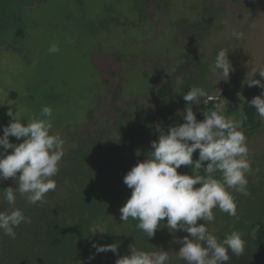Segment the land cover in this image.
Returning a JSON list of instances; mask_svg holds the SVG:
<instances>
[{"label":"rangeland","instance_id":"obj_1","mask_svg":"<svg viewBox=\"0 0 264 264\" xmlns=\"http://www.w3.org/2000/svg\"><path fill=\"white\" fill-rule=\"evenodd\" d=\"M125 1L127 3V0ZM126 3L123 0H113V3L107 0L5 1V8L0 7V135L3 134V127L10 121L7 115L9 108L16 111L22 123L26 124L27 118L37 115L42 105L49 104L53 108L52 121H57L54 127L59 126L58 130H62L63 138L67 141L71 133L90 132L94 123L104 131L98 132L96 136L106 137L110 135V130L103 127L106 120L116 121L125 117L134 119L139 117V111L140 117L143 116L139 106L144 103L142 96L145 94L147 108L150 107L151 115L154 113L153 124L164 130L161 120L155 113L152 95L151 99L148 96L153 94L161 83L172 79L174 76L172 72L176 73L180 64L183 63V68L186 67V59L181 61L175 58L177 57L175 51H179L183 44L186 45L203 27L201 35L207 39L221 27L243 32H252L255 27H264L263 20L259 18L260 14L254 11L255 6H250V0H148L147 5H138L134 9L131 4ZM172 8L176 13L184 14L178 20H174V23L166 16L168 13H174L170 11ZM125 9L127 13H124ZM131 9L133 10L130 11ZM187 13L189 15H186ZM131 15L133 18H130ZM190 17L195 24L188 21ZM249 19L253 23V28L246 24ZM140 21L147 22L150 27L143 30ZM169 28L173 30L170 36ZM259 32L261 33L252 35L247 42L245 39L229 37L219 50L235 52L239 46L252 54L263 52L264 31ZM136 33L142 37L141 46L135 45L137 40H134V44L130 43L129 38H137L130 34ZM247 35L245 37H248ZM181 39L184 42H181ZM161 40L164 41L160 42ZM52 43L58 45V53H49L48 49ZM123 43L126 44L125 47H122ZM169 46L170 49L173 48L170 52ZM217 53L213 47L206 48L201 53L195 50L200 63L192 64L191 70L198 71L203 63H208L209 69L204 73L203 82L194 87L207 90L208 85H213L208 96L213 98L220 96L219 101L225 106L224 115L236 119L237 114L227 113L228 102L234 107L241 108L239 101L246 97H243L234 85L228 83L230 86H226L223 77L211 72ZM255 59L258 65L259 62H264V53L255 55L254 61ZM194 60L195 55L192 54L188 61ZM244 63L241 57L237 58L236 66L242 67V71ZM243 75L246 77L245 72ZM174 82L177 84L183 81L176 79ZM187 90L184 88L183 93ZM257 92L259 95L261 89ZM201 101L206 104L205 98H201ZM177 104L181 111L176 112L181 114L186 104L183 101ZM200 108L201 104L193 105L196 114ZM124 112H128V115ZM159 134L157 130V137ZM244 134L247 137L253 171L247 177L250 195L245 197L235 193V199L239 197V201L236 202L237 213L242 219L247 216L249 221H262L264 124L253 132ZM9 139L13 143H20L23 140L21 138L18 141L14 137ZM112 147L114 148L112 152L107 154L115 153L116 148L122 153L123 146L119 149L117 142H114ZM107 150L111 151L109 147ZM8 151L10 153L12 150ZM98 156L100 155H96L97 158ZM197 158L198 152H194L193 159ZM183 168L191 170L188 166ZM216 176L219 178L220 174L216 173ZM252 185L256 186L255 189H252ZM15 186L12 178L0 182V188ZM64 192L58 188L53 199L62 197ZM2 199L0 196V201ZM246 200L249 202L244 204ZM17 201H23L27 206L20 209L27 211L31 208L19 193ZM4 205L7 204L0 203V211L8 210V206L3 207ZM17 205L18 203L14 207ZM217 211L214 209V214ZM214 222L209 226L214 233L223 229L230 230L223 222ZM199 223L203 221H198ZM249 236L254 238L253 229ZM174 237L175 235L171 241L165 242L161 249L170 252V264H180L175 254L180 245L173 242Z\"/></svg>","mask_w":264,"mask_h":264},{"label":"clouds","instance_id":"obj_2","mask_svg":"<svg viewBox=\"0 0 264 264\" xmlns=\"http://www.w3.org/2000/svg\"><path fill=\"white\" fill-rule=\"evenodd\" d=\"M231 36L245 39V33L233 30ZM50 54L59 52L56 43L48 49ZM234 67L228 51H218L211 72L229 78ZM258 73L261 79H254ZM248 87H259L261 92L253 97L249 106L264 121V67L253 69L246 82ZM213 101L212 107L203 111V120H198L193 105ZM186 102L181 113L183 123L169 126L167 131L158 128L159 137L151 142L146 158L134 165L123 177V183L131 189V195L120 207V219L127 223L129 218L137 220V228L144 238H153L158 228H167L169 233L183 231L188 235L175 238L180 245L176 259L185 264H227L231 256L244 255L247 241L238 230L226 233L222 238L214 234L210 225L215 221L214 209L239 219L237 203L233 193L249 196L248 176L252 174L247 137L243 124L247 114L240 113L235 119L224 115L223 102L208 96L200 87H191L183 94ZM9 123L0 135V182L12 178L15 187L0 188L2 201L7 211H0V232L16 238L14 229L22 223H31L19 209L14 207L17 193L29 204L46 203V194L55 191L53 179L68 150V142L53 132V108L41 106L37 115L22 123L17 112L9 108ZM10 137L21 140L10 142ZM9 149L12 151L9 153ZM198 151V158L193 153ZM206 162V163H205ZM181 166L191 168L192 174L178 173ZM216 173L220 176L217 178ZM198 186V187H194ZM166 218V222H165ZM198 221H203L199 223ZM163 224V227L161 225ZM89 233H105L98 224L88 229ZM95 254L111 251L118 255L115 264H170V252L160 248L153 251L139 250L130 245V254L120 256L119 244H91ZM95 254L89 260L95 258Z\"/></svg>","mask_w":264,"mask_h":264},{"label":"trees","instance_id":"obj_3","mask_svg":"<svg viewBox=\"0 0 264 264\" xmlns=\"http://www.w3.org/2000/svg\"><path fill=\"white\" fill-rule=\"evenodd\" d=\"M5 1L7 0H0V7L4 6L5 8ZM123 1L126 3L125 0ZM107 2L113 3V0H107ZM127 3L131 4L133 9L138 6L136 0H127ZM250 6H255L254 11L260 14L259 18L264 22V0H250ZM123 9L124 6L121 7L122 12ZM170 11H174L175 14L168 13L166 16L168 19L170 17L173 20L172 23L184 15L181 12L176 13L173 8ZM124 13H127V9ZM186 15H189V13ZM243 16L245 17V15ZM130 18H133V15ZM188 21L192 22L194 20L190 17ZM246 24H250L253 28L250 19ZM203 28L199 29L186 45L183 44L179 51H175V55H177L175 58L181 59V61L184 58L186 59V67L183 68V63L180 64L177 67L178 71L176 73L172 72L173 78L161 83L155 92L148 96L151 99L152 95V101L155 103V113L161 120L165 131L169 126L183 123L182 115L178 113L181 110L177 102L183 101L186 104L183 100V94L189 88L201 84L204 73L209 69V64L203 63L199 66L198 71L191 70L192 64L200 63L199 55L195 54V50L201 53L206 48L213 47L216 51H219L224 41L232 37L231 32L233 30H228L229 27H221L207 39L201 35ZM261 30L264 31V27H255L252 32H244L245 35L251 33L247 35L245 41H250L252 35L260 34L259 31ZM172 32L173 30L169 28V36L173 34ZM214 35L216 36L213 37ZM130 36L139 38V40L129 38L131 39L130 43L134 44V40H137L135 45L141 46L140 38L142 37L139 34H130ZM181 42L184 41L181 39ZM163 45H165V42ZM125 46L126 44L123 43L122 47ZM185 46L186 49H184ZM172 50L173 48L170 49L169 46V52ZM191 51L194 53H191ZM260 53L262 54L264 51L257 52V54ZM192 54L195 55L196 60L189 62L188 58ZM250 54L252 53L247 52L246 49H241L239 46L236 47L235 52H228V58L234 67V71L230 73L229 81H224L226 86L234 85L235 89L243 97H246L243 98L244 100L239 101L241 108L239 106L234 107L229 102L227 108L228 114H232V112L237 114L236 119L240 118L241 112L247 114L248 119L243 124V131L246 133H251L264 124V121H261L256 114L254 106H249L251 99L258 95L257 90L260 88L250 89L245 83L251 78L253 69L264 67V62H259L258 65L257 60L254 61L255 55H257L256 52L251 56ZM238 57H241L245 62L243 64L244 71H242V67L236 66ZM243 72H245L246 77ZM253 78L261 79L258 73ZM176 79H181L183 82L176 84L174 82ZM154 81L155 78H153V83ZM212 86H207V90H205L207 94L210 93ZM184 88L188 90L183 93ZM142 97L144 103L139 106L142 117H140L141 113L139 111V117L134 119L125 117L116 121L109 119L103 122V127L105 130H110V135L98 138L97 133L104 131L97 123H94L90 132L80 133L77 131L69 134L68 150L59 166L58 174L53 177L57 183L56 190L46 194V203L30 204L31 208L27 211L20 209L24 206L26 208V204L23 201H17V207L26 217L31 218V223H22L14 229L16 232L15 239L0 232V264H115L118 258L117 254L111 251L95 254V249L91 246L92 242L100 245L118 243V254L122 256L130 254V245L139 250L153 251L156 248L161 249L166 244L165 242L172 240L174 235L175 237L188 235L183 231L174 234L169 233L165 227L158 228L153 238H144L142 230L137 228V220L129 218L127 223H123L120 219L119 209L131 195V189L123 183V177L134 165L146 158L147 152L151 149V142L158 139V127L153 124L154 113L151 115L150 107L147 108L148 104L145 101L147 95L145 94ZM215 99L219 100L220 96L215 97ZM200 102L201 108L196 115L198 120H203V116H201L203 111L211 108L213 101H208L206 104ZM124 114L128 115V112H124ZM58 127L53 126V132L57 133ZM58 132L64 137L62 130H58ZM70 139L72 142H70ZM114 142L118 143L119 149L123 146L121 148L122 153L118 152L116 148L115 153L107 154L114 149L112 147ZM108 147L111 151L107 150ZM96 155L100 156L97 158ZM189 170L181 166L177 171L181 174H192ZM255 187L252 185V189H255ZM58 188L63 189L65 192L62 197L53 199L57 195ZM233 194L235 196V193ZM238 198L236 202L239 201ZM247 202L249 200H246L244 204H247ZM5 206L7 205L3 207ZM215 221L223 222L224 226L230 228L229 231L223 229V231L220 230L214 233L218 237L222 238L226 233L238 230L247 241L244 255L237 257L229 253L231 259L227 264H264V220L249 221L247 216L243 219L240 217L236 219L226 213L220 211L218 213L217 211ZM93 224L100 225L105 233H89L88 229ZM161 227H163V224ZM252 229L255 235L254 238L249 236ZM94 254L95 258L89 260V257ZM180 264H185V262L180 261Z\"/></svg>","mask_w":264,"mask_h":264},{"label":"flooded vegetation","instance_id":"obj_4","mask_svg":"<svg viewBox=\"0 0 264 264\" xmlns=\"http://www.w3.org/2000/svg\"><path fill=\"white\" fill-rule=\"evenodd\" d=\"M137 1V3H138V5H147L148 4V0H136ZM145 20V19H144ZM143 20V21H144ZM143 21H140L141 22V27L143 28V30H145V29H148L147 27H150V25L149 24H147V22H143ZM143 22V23H142ZM57 121H52V123H53V126L55 125V123H56Z\"/></svg>","mask_w":264,"mask_h":264},{"label":"crops","instance_id":"obj_5","mask_svg":"<svg viewBox=\"0 0 264 264\" xmlns=\"http://www.w3.org/2000/svg\"><path fill=\"white\" fill-rule=\"evenodd\" d=\"M37 4V2L35 3V5Z\"/></svg>","mask_w":264,"mask_h":264}]
</instances>
